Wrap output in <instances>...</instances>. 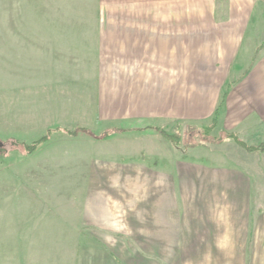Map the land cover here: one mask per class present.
Returning <instances> with one entry per match:
<instances>
[{"label": "crops", "instance_id": "1", "mask_svg": "<svg viewBox=\"0 0 264 264\" xmlns=\"http://www.w3.org/2000/svg\"><path fill=\"white\" fill-rule=\"evenodd\" d=\"M194 2L186 8V0H103L97 61L101 68L112 53V110L100 86L92 115L96 121L106 113L136 119L108 127L120 130L95 140L67 127L54 138L81 135L91 146L134 132L164 137L156 129L161 123L209 125L227 91L211 135L234 132L248 145L264 143V47L257 52L264 0H208V8L200 6L204 0ZM78 104L74 109L82 107L88 117L87 100ZM231 139L206 148L193 144L192 157H171L178 160L167 172L148 163L94 162L90 172L77 173L86 182L79 189L71 173L40 166L60 159H41L35 171L18 175L16 216L0 221V261L264 264V151ZM205 154L241 160L208 164L200 160Z\"/></svg>", "mask_w": 264, "mask_h": 264}, {"label": "rangeland", "instance_id": "2", "mask_svg": "<svg viewBox=\"0 0 264 264\" xmlns=\"http://www.w3.org/2000/svg\"><path fill=\"white\" fill-rule=\"evenodd\" d=\"M102 2L0 0V207L5 209L0 213V221L14 220L18 175L35 171L33 167H38L36 163L41 159H60L59 163L40 166L43 170L52 167L51 172L71 173L78 178L72 180L74 189H79L86 182L77 173L85 175L90 172L94 162L114 161L130 165L148 163L157 170L167 172L166 169L172 168L178 160L171 157H192L193 144L200 143L206 148L213 146L209 141L225 138L224 133L218 131L214 132L215 137L202 136L199 129L208 126L202 123L175 122L161 123L158 127L179 135L180 147H175L172 140L161 137L157 132L145 137L135 132L121 134L96 141L91 146L84 141L82 137L95 140L103 136L105 128L112 129L108 127L136 119V116L119 118L106 113L105 117L96 121L92 115L96 87L105 88L104 97L109 111L112 110L113 99L112 53L106 55L101 68L97 61L102 54L98 52L96 33L101 9L106 4ZM204 2L200 6L208 8V0ZM192 4H196L194 0H186V8H191ZM224 10L218 8V11ZM99 77L103 79L102 84L97 81ZM85 100L89 106L87 116L90 123L84 113L81 116L82 107L74 109L80 101L84 105ZM64 127L76 130L77 135L88 131L90 137L80 135L68 140H56L54 136ZM49 131V140L41 141L33 154H27L25 146L39 140ZM229 142L235 143L232 139ZM226 146L229 147V144ZM162 153L170 159H163ZM97 155L104 157L94 159ZM130 155L133 158H129ZM200 157L208 164H240L241 160L235 159V155L225 159H213L207 154ZM6 231L2 229L3 235ZM14 262L2 260L0 264Z\"/></svg>", "mask_w": 264, "mask_h": 264}, {"label": "trees", "instance_id": "3", "mask_svg": "<svg viewBox=\"0 0 264 264\" xmlns=\"http://www.w3.org/2000/svg\"><path fill=\"white\" fill-rule=\"evenodd\" d=\"M264 47V41H262V43L259 44L258 46V50L257 52H259L260 49H262ZM227 95V91L224 92L223 94V98H222V101L220 102V105L217 109V112L213 118V121L210 125L206 126V127H202L201 129H199L200 131V134L204 137H208L209 135H211V131L217 126L218 124V117H219V110L221 109V107L223 106V103H224V100H225V97ZM82 129L84 130H87L86 128L82 127ZM157 130H159V132L162 134V136L172 140L174 143L176 144H180V136L177 135V134H173V133H169L167 132L166 130L164 129H160L159 127L156 128ZM120 129H107L104 133V136H107V135H110L112 134L113 132L115 131H119ZM68 132L72 135H75L77 134V131L76 130H68ZM224 133V136L225 138H232L234 139L240 146L244 147L245 149H247L248 151H264V143H260L258 145H248L246 144L244 141H242L239 136L234 133V132H223ZM103 137V136H102ZM101 137V138H102ZM50 138V131L48 132L47 135L45 136H42L39 140L33 142L32 144L30 145H26V151L28 153H32L39 145V143L41 141H46ZM223 138H219V140L217 139H214V140H217L218 142L221 141Z\"/></svg>", "mask_w": 264, "mask_h": 264}]
</instances>
